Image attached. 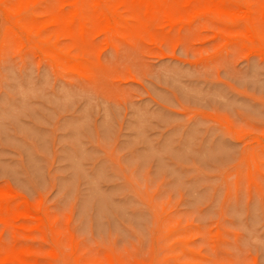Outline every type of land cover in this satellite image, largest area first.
I'll return each instance as SVG.
<instances>
[{"label": "rangeland", "instance_id": "obj_1", "mask_svg": "<svg viewBox=\"0 0 264 264\" xmlns=\"http://www.w3.org/2000/svg\"><path fill=\"white\" fill-rule=\"evenodd\" d=\"M128 1L0 23V258L264 264V0Z\"/></svg>", "mask_w": 264, "mask_h": 264}, {"label": "bare ground", "instance_id": "obj_2", "mask_svg": "<svg viewBox=\"0 0 264 264\" xmlns=\"http://www.w3.org/2000/svg\"><path fill=\"white\" fill-rule=\"evenodd\" d=\"M32 1L33 0H0V23H2L1 22L2 20L4 21V19H6L11 23L12 28L16 31V34L18 36H22V37L27 38V39H32V37L33 38L38 37L40 39L39 42L44 41L47 43L49 38L48 37L44 38V36L46 35V32L39 31L36 34L37 36H35V37L33 36L34 32H35L33 29V22L31 20L27 19V16H26L28 7L30 6V3ZM97 1H98V8L95 9L96 10V12H95V24H98V27L100 28L101 31H104V32L107 31L108 32L114 24L113 15L115 13L112 14L110 9L106 8L105 0H96V2ZM130 1H128V2H130ZM135 1H137V0H135ZM156 1H158L159 5L162 7L160 0H156ZM140 2L143 4H146V5H150L152 0H140ZM78 9L77 10L75 9V12L73 11L74 13L71 15L68 22H66V25L68 26V28H70L74 25V23L77 20H79L81 28L84 30L89 25V21H88L86 16L81 15V17H80V15L76 12V11H78V12L80 11ZM236 11H237V9H236ZM223 12L225 13V11H223ZM226 13L224 15H227ZM230 13H231V11H230ZM243 14L249 16V14L247 12L243 13ZM78 17H79V19H78ZM248 20H250V18ZM56 23H58L59 26H61V27H65V20L64 19H61V20L57 19ZM3 24L4 23H2V25ZM41 26L43 27L42 24H41ZM253 35H254V33H253ZM253 35H251V36H253ZM36 46L40 47L39 44H36ZM10 252H9V254L0 258V264H5V263L26 264V262L21 258V256L18 253H10Z\"/></svg>", "mask_w": 264, "mask_h": 264}]
</instances>
